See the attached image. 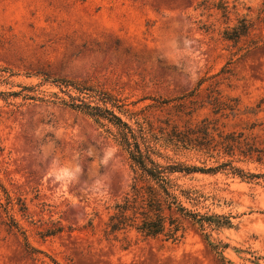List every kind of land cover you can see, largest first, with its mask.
<instances>
[{
  "label": "rangeland",
  "instance_id": "rangeland-1",
  "mask_svg": "<svg viewBox=\"0 0 264 264\" xmlns=\"http://www.w3.org/2000/svg\"><path fill=\"white\" fill-rule=\"evenodd\" d=\"M240 19L248 32L224 39ZM82 86L131 126L243 131L248 155L154 156L192 166L169 173L173 193L210 223L176 212L154 237L110 229L132 185L153 182L116 126L60 103ZM0 264H264V0H0Z\"/></svg>",
  "mask_w": 264,
  "mask_h": 264
},
{
  "label": "trees",
  "instance_id": "trees-1",
  "mask_svg": "<svg viewBox=\"0 0 264 264\" xmlns=\"http://www.w3.org/2000/svg\"><path fill=\"white\" fill-rule=\"evenodd\" d=\"M248 28L247 21L240 19L236 25L223 31V38L235 41L245 35ZM63 84L72 86L71 83L66 81ZM76 89L79 91V96H69L71 100L77 102L66 103L62 100L60 103L82 111L84 114L93 117L95 121L100 122L99 119H105L116 126L118 128V132L115 134L116 141L128 153L130 160L141 172V176L153 182V184L147 182L141 185L137 183L132 185L130 192H127L122 200L115 204V212L109 217L110 229L131 227L143 235L154 237L165 232L166 223L170 227L174 226V229L177 228L178 225L174 223L172 216L176 212L193 217L199 223H203V221L211 222L213 217L211 215H200L199 218H195L199 214L188 210L178 200L177 195L173 193L175 185L171 182L172 179L169 177V173L186 171L192 169V166L163 165L154 156H161L158 147L164 145H172L176 150L180 147H192L210 156L231 154L235 150L248 155L249 144H244V141L239 139L243 131L236 132L234 130L222 133L216 123L208 118H204L200 121V124L184 130L170 126L167 123L168 121H165L162 125H155L145 117H141V121H136V126H131L122 119L121 114H125L126 110L123 109L121 104L117 103L116 98H111L104 91L90 86L76 87ZM90 98H93V104ZM238 110L239 108L236 107L232 109V111ZM190 130L192 131L190 132ZM244 146L247 149L244 150ZM165 158L167 157L165 156ZM227 164H230V162H219L215 166L207 167V169L198 167L196 169L218 170ZM232 169L240 171L234 166ZM8 203H11V198L7 194ZM59 230L60 227H54L53 229H47L44 234L52 235Z\"/></svg>",
  "mask_w": 264,
  "mask_h": 264
}]
</instances>
